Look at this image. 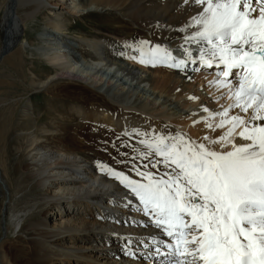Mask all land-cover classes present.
Here are the masks:
<instances>
[{"label":"bare ground","instance_id":"1","mask_svg":"<svg viewBox=\"0 0 264 264\" xmlns=\"http://www.w3.org/2000/svg\"><path fill=\"white\" fill-rule=\"evenodd\" d=\"M56 6L58 8H56ZM65 8L72 14L64 13ZM199 8L200 6L194 5L191 0H86L85 2L84 0H9L7 8H5V12H3L5 17L2 26L7 37L3 41L2 39L0 40L1 57L5 58L4 56L8 57V55H14L13 52L16 47L19 48L18 43L20 42V37L22 32L26 30L29 21L37 19L42 12H47L48 16L45 20L48 22L49 28H47V33L41 36V40L45 43L42 56L53 68H55L56 74L45 82L33 85L34 88L48 92V90L54 89L58 82H64L78 85L81 94L88 93L93 96H90L88 99L92 100L89 107L73 109L78 112L79 117L83 116L81 127L70 136L68 135L70 131H67L63 137L58 138L57 142L54 141L51 143L49 141L54 137L51 132L54 131L56 127L59 128L57 124H60L61 128L65 130L70 127L71 124L69 121L60 122V120H63L60 118L61 116L72 118V114L69 111L59 112L55 110L56 122L53 121L55 122L53 126L47 125L45 131L42 132L47 135L44 137L46 139L45 142H39L40 140L33 136L30 129H22L18 126V142L25 141L31 143L32 146L29 149L30 153L20 147L16 148L18 154H21L19 161H22V163L18 162L16 167L14 166V170L9 173L7 172V175L10 174L15 178L19 175L20 169L24 168V171L31 173L30 181L32 179H39L41 185H46V183L50 181V186H53V184L54 186H65L64 188H59V193L64 194L63 197L59 198L60 203L67 202L68 204L73 203L74 205L85 204L86 208L97 204L100 212H103L108 217L114 218L118 225L117 229L122 227V229L129 228L131 230L125 233H117L113 231L109 225L106 226L98 222L89 225L86 224V222H82V225L80 224L81 226H89L85 227L84 230L81 229L80 231L82 232L68 229L64 234H51L40 229L39 227L41 225L28 230L27 226L22 228L20 234L22 231H27V237L31 240L24 241L21 239L20 241L18 238L19 240L17 239V242L25 245L28 248V252H26V248L24 249L25 251H23V248H19L18 246H12L6 251L2 246L0 258L3 264H34L32 262L33 258L37 259V264H55L56 260V264L65 262L71 263L75 261L73 258L76 259L80 257L82 259V256H77L78 253L63 255L62 253L59 254L58 251L52 252L53 245L64 242L65 235L70 236L79 233H85L84 237L88 240H91L92 236L97 238L105 237L107 240L111 234L115 237H117L116 234H118L120 239L125 238L129 243H135L141 240L137 243L145 241L150 244L149 241H156V243L160 242L158 245H163V250L168 249L166 247L168 244L165 240L167 235H165L161 229L157 228L152 219L147 215L144 214L145 217H143V219L138 217V213H144L142 211L143 205L139 203L138 208L136 205L137 200L131 197L134 194L131 191H124L125 184L118 182L117 179L113 177L112 179L111 177L109 179L106 178L103 169L96 168L95 164L92 166L91 164L89 165L88 160L83 158L79 152L83 149H94L99 155L108 157V161H111L114 165L116 164L118 170L131 171L130 176L133 175V178L131 177L133 180L146 182L137 175L136 169H139V167H132L131 159L135 158L134 161H140L144 167L147 165L145 168L141 166L140 169L143 171L149 170L151 172L152 164L150 165L147 159L141 158L140 155L148 151L140 149L132 142L137 138L143 139L149 135L153 136L154 133L158 134V136L175 137L173 132L166 130L165 124L157 121V111L166 108L169 111L166 115L168 118L179 115L182 116L183 110H177L178 108L174 107V100L171 95L173 92L178 91L172 87V79L175 77L174 72L177 70V67H168L166 64L160 63L159 65L163 66L165 70L162 71L164 74H161L165 77L161 81L158 80V77L154 75L155 72H150L148 65L138 62L140 49L142 48H137L135 42L133 46V44L130 43L131 40L128 39L120 40L122 42L121 44L127 45L130 52L127 51L126 55L131 62L134 61L137 64L139 63L141 69L137 65L134 67L135 65L126 64L115 54H109L107 52L108 44L105 41L92 40L84 36L79 38L78 36L75 37L78 38V47H83L87 54H93L96 59H90L85 55H81V58H79L78 49H76L72 43H68V41L64 39V37H66L64 31L67 28L68 18L71 16H81L90 12L98 13L100 12L99 10H101L110 17L121 19L128 27L134 26L145 31L154 42L153 49L156 47L166 49L168 52L172 53V56L177 61L181 59L188 61V53L185 51V49H187L192 53V58L197 59V62H199L198 53L200 46L186 41L185 39L187 36L194 34L197 30L196 27H191L190 25L192 23V18L197 14ZM112 44H114V42H112ZM20 45L22 46L21 48L25 47L30 48L32 51H37V49L31 48L29 46L30 44L28 45L25 41L21 42ZM39 49L40 48H38V50ZM191 49L197 50L191 51ZM144 54L145 58H147L153 53L152 51H144ZM158 55L163 56L164 54L159 53ZM133 57H137V59H133ZM9 58L13 59L12 56ZM191 64L194 65L195 63H191L190 61L186 63L189 67ZM170 73H174V76ZM188 82L189 81H187V83ZM33 83H35V81ZM159 85L160 87L156 88V86ZM66 93L69 95L68 92ZM164 93L169 94V96L164 97ZM203 95L200 96V98H202ZM111 102L115 103V105ZM116 104L122 109L115 107L117 106ZM132 108L144 112L148 117H152V120L132 112ZM170 111H173V113H170ZM89 127H92V133ZM6 128V125L0 128V154H2L3 160H6L8 156L6 151ZM137 133L140 134L137 135ZM209 133L206 137L209 138L208 140H212L213 138ZM128 135L133 137L128 138ZM83 138L86 141V145L79 143ZM243 143L246 142L239 139L237 144ZM128 144H131V147L128 148ZM29 154L32 155L30 160L31 164H28L25 160ZM31 155H29V157H31ZM5 163H7V161ZM157 168L156 170L158 172L155 173H162L164 170L163 163L158 164ZM77 171L81 172L78 174ZM48 172H51L50 175L47 174ZM46 174L48 176H45ZM79 175H85V177ZM19 184L20 181L16 180V185ZM50 186L49 189L51 188ZM16 188L20 193L25 190L23 189L24 187ZM36 189L37 187L32 191ZM48 190L47 192L45 191V193L50 195L51 193H49ZM39 193L42 194L41 191H39ZM85 200H87V202H83ZM101 203L106 206L114 205L118 209L128 208L130 211H134L135 218L126 217V219L123 218L124 216L119 217L118 213H113V211H110L108 208L105 210L101 209L102 207L99 206ZM45 206H42L40 212L33 216L35 219L39 216H44V218H46L47 213L45 214ZM91 212L89 216H91ZM92 217L94 216L92 215ZM31 220L32 219H28L27 223ZM73 237L80 236L76 235ZM112 246L114 249L111 252L116 256L123 251L118 248V245L112 244ZM156 255L157 254L154 256ZM157 256L159 257V260L157 257V263L172 264V257ZM134 257L139 258L137 256Z\"/></svg>","mask_w":264,"mask_h":264},{"label":"snow or ice","instance_id":"2","mask_svg":"<svg viewBox=\"0 0 264 264\" xmlns=\"http://www.w3.org/2000/svg\"><path fill=\"white\" fill-rule=\"evenodd\" d=\"M191 2L200 6L190 25L197 30L185 39L200 46L202 67L221 69L210 83L226 88L234 101L219 113L205 107L208 119L219 122H201L227 130L209 145L182 135L141 140L149 150L141 158L160 157L151 166L163 163L165 169L159 174L136 169L146 182L101 167L130 189L144 214L173 241L166 246L172 264H264V123H257L264 122V0ZM151 51L145 58L141 49L138 62L197 63L187 49L188 61L159 47ZM235 108L245 115H230ZM237 138L246 143L237 144ZM217 144L231 150L210 146Z\"/></svg>","mask_w":264,"mask_h":264},{"label":"rangeland","instance_id":"3","mask_svg":"<svg viewBox=\"0 0 264 264\" xmlns=\"http://www.w3.org/2000/svg\"><path fill=\"white\" fill-rule=\"evenodd\" d=\"M7 1L9 2V0H0V7H1L0 8V40L2 39V41L5 40L7 37V34L4 33L3 26H2L4 23L3 21L5 17L3 12H5V8H7V5H8ZM85 1L86 0H84V2ZM6 2H7V5H6ZM56 8L58 7L56 6ZM65 10H64V13L72 14L68 9L66 10L67 12ZM99 11L100 12L98 13H90V14H86L83 16H77V17L71 16L70 18H68L69 21L66 26L67 28L64 31L67 37H64V39H66L68 43L69 42L72 43V45L76 49H78L77 47L79 46V43L77 39L79 37L84 36L88 39L104 42L103 41L104 39L108 40L109 38H115L116 36L118 37L117 40L119 41L122 39L130 40L131 38L137 41L138 44H140L141 46H144V44L148 41L150 42V44H147V46L142 49L145 52L147 51L150 52L153 49V43H154L153 40L143 30H141L138 27H134V26L128 27L125 23H123L121 19L110 17L108 16V14L103 13L101 10ZM42 13L37 17V19L29 21V24H27L26 30L22 32V35L20 37L21 39H20V42L18 43L19 48L16 47L15 51L13 52L14 55H8V57L4 56L5 58L1 57L0 55V59H1L0 61V128L3 127V125L7 126L6 128L7 130L5 133L7 134L6 151L8 153L6 160L5 159L3 160L2 154H0V250H1V247L3 246V248L6 251L12 246H16V247L18 246L19 248L22 247L23 251L26 250V252H28V248L25 245H22L21 243L17 242L19 239L20 241L21 239L24 241L31 240L29 237H27V234H28L26 233L27 231L25 232L22 231L23 234L22 233L20 234V231L22 230V228H25L27 226H28L27 228L28 230V229L34 228L35 226L41 225L39 228L42 229L44 232L46 231L47 233H51V234L52 233H55V234L63 233L64 234L66 231H68V229L82 232L80 231L81 229L84 230L85 227H89V226H81L82 222H86V224H89V225L94 222H98L100 224L106 225L104 221H102L101 219L94 218V221H92L91 220L92 217L84 216L80 214V212H73V210L78 204H76L73 207L72 211H69V209L65 211L64 208H66V205H68V203L59 202V198L64 196V194H60L59 191L61 187L64 188L65 186H60V185L54 186V184L53 186H50L51 185L50 181L47 182L46 185L44 184L41 185L39 183V179L37 180L32 179L30 181L31 173L24 171V168L20 169L19 175H17V177L15 178L14 176L10 174L7 175V172L9 173L10 171L12 172L14 170L18 162L22 163V161H19L21 154H18V151L16 150V148L20 147L22 149L27 150V152L30 153L29 149L32 146L31 143H28L25 141L18 142V137H17V134H18L17 127L18 126L22 129H30L31 130L30 132L33 133V136H35V138L40 140L39 142H45L46 139L44 137L47 135H45L46 133L43 134L42 132L45 131V128H47V125L53 126V123L56 122V115L54 114L55 110L56 111L58 110L59 112L69 111L72 114L71 115L72 118H69L67 116H61L60 118H62L63 120L62 121L60 120V122L69 121V123L71 124L70 127L66 128L65 130L61 128L60 124H57L60 129L56 127V129H54V131L51 132V134H53L54 137H52L53 141L52 140H49V141L51 143L54 141L57 142L58 138L63 137V135L67 131L68 132L70 131V134H68L70 136L71 134L77 132V130L81 127L83 116L79 117L78 112H76L73 109H83V107H89L91 105V100H88V99L90 98V96L91 97L93 96L88 93L81 94L78 85L67 84L64 82H58L56 84L57 86L54 88L55 90L50 89L48 90V92H45L43 90H37L36 88H34L33 85L41 83V82H45L50 77L56 74L55 68H53L42 56V50H43V46L45 45V43L43 40H41V36L45 35L48 31L47 28H49L48 22L45 20L48 16V13L47 12L46 13L44 12L43 14ZM80 33L82 34L80 35ZM96 34H97V37L101 39L96 38L94 36ZM77 36L78 38H75ZM24 41L28 45L30 44L29 46L31 48L37 49V51H34V50L32 51L30 48H25V47L21 48L22 46L20 44L21 42H24ZM120 47L121 48H119L117 56L127 60L128 58L124 54L125 48L123 46H120ZM38 48L40 49L38 50ZM10 56H12L13 59L9 58ZM78 56L79 58H81V55H78ZM85 56H90V58H92L93 60L96 59L92 55H89V54H86ZM125 63L131 64L133 66L135 65V67L137 65L141 69V66H140L141 63L137 64L134 61L133 62L126 61ZM157 64L159 65L160 63L158 62ZM158 65L151 66L150 72L151 73L155 72L154 75L158 77V80L161 81L165 77L161 73H163L162 71H165V70H163L164 69L163 66H158ZM200 66L201 65H199L197 70H195V72L191 76L188 74L191 70L190 68L179 70V72L177 71L175 72V74L170 73L171 75L174 74L175 77H177V78L174 77V79H172V82H173L172 87H174L173 89L178 90L177 92L175 91L171 94L174 100V105H175L174 107L178 108L177 110L181 109L183 111L187 108L188 110L187 112H191L189 108L193 106V108L195 109L194 114L192 113L190 114V113L182 111L183 113H186V114L182 116L180 115L175 116L176 118L174 116H173L174 118L173 117L168 118L166 115H167V112L169 111L168 109L164 108L162 110L160 109L161 111H157V114H158L157 119H159V122L165 124L167 128L166 130H168L169 132H173L175 136L184 135L185 139L189 140L190 142L194 144H200V142H202L208 145L210 140H205L204 138L209 132H210L209 133L210 136H212L213 139H218L221 135H223V133L227 130V128L225 127L224 129H218V130L209 129L207 127V123H213V125H215L216 123L219 122V117H217L215 121L209 120L207 113L206 114H202L201 112L199 113V111L196 109L202 106L208 108L209 105H214L223 110L226 105L225 104L226 101H228L229 104L233 103L234 101L228 98V92H227L228 90L226 88H217L216 86L210 83L216 80V73L218 71L211 73L210 68H204ZM216 70H220V69L217 68ZM34 81L35 83H33ZM187 81L189 82L187 83ZM74 86H75V89H74ZM77 86H78V89H77ZM158 87H160V85L156 86V88ZM210 90L213 93H211ZM216 90H218L220 93L219 100L216 97V95L218 94ZM66 92H68L69 95H67ZM202 95H203L202 100L204 101H206V99H210V100L214 99L215 101L212 102L213 101L212 100L209 102H204L200 98V96ZM163 96L168 97L169 94L164 93ZM112 104L115 105V103H112ZM235 109H238V108H235ZM235 109H232V111ZM170 113H173V111H170ZM238 115L244 116L245 114L239 111ZM149 119L152 120V117H149ZM245 119H247V116H245ZM201 121H207V123L201 122ZM259 122L260 121H258L257 123ZM172 126L173 128L182 130L183 132L179 131L178 133L177 131H174L172 129ZM70 129L71 130L73 129L72 132ZM89 130L92 133L93 131L92 127H89ZM156 136H158V134L154 133L153 136L152 135L146 136L145 138L140 139V141L141 140H151ZM236 140L237 141L235 142H238L239 139H236ZM135 141L136 139L134 140V142L132 141L131 142L135 146H138L140 149L149 151L147 148L144 147L143 144L141 145V143H136ZM79 143H81L82 145H86V141L84 138L81 139ZM127 147L128 148L131 147V144H128ZM211 147L213 148L215 147L218 151L219 149L225 150V151L231 150V149H228V148H231L230 145L227 147H222L221 145L217 144V145H211ZM82 151L83 152L81 156L85 158L86 160L88 158L89 165L91 164L92 166L95 163L104 164V165L108 164L106 161H103L100 157H98L96 155L97 152L95 153L93 149H87V150L83 149ZM29 155L27 158H25V160L28 162V164H31L30 160L32 158V155L31 157H29ZM155 157L156 156L154 155H149L148 159L149 160L151 159L152 161L151 160L149 161L147 159V162L150 163V165L152 163H155L156 161H153L155 160ZM89 158L93 160L95 159L94 163L89 161ZM158 158L159 160H161L160 157H157V160ZM4 161L5 162L7 161V163H5ZM115 167H116V164H115ZM157 167H158V164H157ZM106 168H112V166H107ZM156 168L152 167L151 172L153 173L158 172L157 171L158 168L157 170ZM139 171L142 172V169L139 168ZM130 172L129 170L127 171L128 174H131ZM145 172H150V171L146 170ZM50 173L51 172H48L47 174L50 175ZM47 174L45 176H48ZM131 177L133 178V175L129 176L130 179H132ZM16 180L20 181L19 185H16ZM49 186L51 187L50 189H49ZM16 187H21V188L24 187L23 189L25 190L22 193H20ZM36 187L37 189L32 191ZM47 190L49 191V193H51L50 195L45 193V191L47 192ZM39 191H41L42 194H40ZM42 206H45L44 207L45 214L47 213L46 218H44V216H39L38 218L35 219L33 216L40 212V208ZM92 208L98 209V205L97 204L91 205L88 208V214L91 211L93 212ZM106 208L107 207H102L101 209L105 210ZM77 210L85 211L84 206H81V207L77 206ZM117 210H120V212L122 211V213H118V212H113V213H118L119 217L124 216L123 218H126V217L133 218V217H129V216H133L134 214L133 212L125 210V209H122V210L117 209ZM95 212L99 213L97 210ZM143 217H145V215L142 216L141 219H143ZM28 219H32V220L29 223H27ZM105 221H107L109 227L113 231H116L117 233H121V232L125 233L126 231L131 230L129 228L122 229V227L120 226H119L120 228L117 229L118 227H116L117 224L115 223L116 222L115 220H114L115 222L111 220L110 221L105 220ZM76 235L80 237H73ZM116 235L117 237L111 234V236L107 239V241L110 243L109 245L111 246L110 247L111 250H108V253L112 254L111 251H113L114 249L112 244H115L116 246L118 245V248L123 250L122 252L128 251L127 253L123 255H119V256L113 255L111 257H106V255L102 254V251L100 250V248L102 247V245L100 244H102L103 242L101 241L97 244V242L94 240L89 241L87 238L84 237L85 233L73 234L70 236L65 235L64 242L54 244L52 252L54 253L55 251H58L59 254L62 253L63 255L64 254L73 255V254L78 253L77 256H82V259L80 257L76 258L77 260L73 258V260L75 261H72L71 263L65 262L61 264H115V263L116 264H153L152 259H154L155 253L146 254L141 251H134L133 252L134 256H137L139 257V259H142L141 261H144V262H141L137 258L132 256L133 253L132 255L129 253V251L131 252L130 249L133 248L132 246L129 245V242H127L128 243L127 245L125 243L126 241L125 238L120 239V236L118 234ZM92 238L95 239L97 237L92 236L91 239ZM131 243L135 244L133 242ZM103 246L108 247V245H103ZM144 249L147 250V247H144ZM146 257H150L151 260L150 258H147L144 260L143 258H146ZM157 257L158 256H156V260H157ZM156 260L154 261L156 262ZM158 260H159V257H158ZM32 262L34 264H37V259L33 258ZM56 263H57V260L55 261V264ZM0 264H3L1 258H0Z\"/></svg>","mask_w":264,"mask_h":264}]
</instances>
